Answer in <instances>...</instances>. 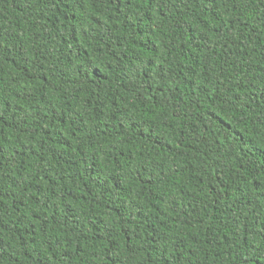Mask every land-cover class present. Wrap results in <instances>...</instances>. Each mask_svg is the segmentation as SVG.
<instances>
[{
    "label": "trees",
    "instance_id": "trees-1",
    "mask_svg": "<svg viewBox=\"0 0 264 264\" xmlns=\"http://www.w3.org/2000/svg\"><path fill=\"white\" fill-rule=\"evenodd\" d=\"M0 264H264V0H0Z\"/></svg>",
    "mask_w": 264,
    "mask_h": 264
}]
</instances>
